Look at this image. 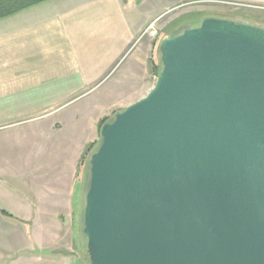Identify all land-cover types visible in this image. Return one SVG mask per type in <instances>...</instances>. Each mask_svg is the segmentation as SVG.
I'll use <instances>...</instances> for the list:
<instances>
[{"label": "water", "instance_id": "1", "mask_svg": "<svg viewBox=\"0 0 264 264\" xmlns=\"http://www.w3.org/2000/svg\"><path fill=\"white\" fill-rule=\"evenodd\" d=\"M159 52L87 161L89 264H264V27L207 17Z\"/></svg>", "mask_w": 264, "mask_h": 264}, {"label": "crops", "instance_id": "2", "mask_svg": "<svg viewBox=\"0 0 264 264\" xmlns=\"http://www.w3.org/2000/svg\"><path fill=\"white\" fill-rule=\"evenodd\" d=\"M150 7L49 0L0 19V211L12 216L0 212V224L21 222L36 238L21 258L53 261L36 234L67 226L81 181L84 200L79 164L100 124L147 93L142 35L159 13Z\"/></svg>", "mask_w": 264, "mask_h": 264}, {"label": "rangeland", "instance_id": "3", "mask_svg": "<svg viewBox=\"0 0 264 264\" xmlns=\"http://www.w3.org/2000/svg\"><path fill=\"white\" fill-rule=\"evenodd\" d=\"M145 1H152V8H148V11L151 10L154 13L158 10L159 12L142 35L146 43L151 46V52L150 49L148 51L151 53L149 54V62L156 68L152 70L151 85L147 88L145 96L154 88L158 79L157 67L161 65L159 47L164 37L181 31L187 24L197 23L207 17L230 19L255 25H258V23L264 24V4L253 0ZM154 8H156V11ZM146 9L144 11L147 14ZM118 111L119 109L105 119H111ZM99 139L100 126L99 134L94 142L87 147L85 153L90 154L96 148ZM85 163H82L81 160L78 171L80 178L83 180L86 175L84 171ZM80 183L82 185L81 189H83V182ZM81 189L67 226L61 228L60 224L57 223L53 233L36 234L44 242L41 249H45L43 250L47 253L45 257L54 258L52 262H35L25 259V257L21 258L20 256L24 253L25 248L32 249L35 247L36 238L32 234V236L29 235L28 230L30 229L26 225L8 218L7 224H0V264H85L83 258L87 254V240L83 234V206L82 199L79 196L82 192ZM37 252L41 251L37 250Z\"/></svg>", "mask_w": 264, "mask_h": 264}, {"label": "trees", "instance_id": "4", "mask_svg": "<svg viewBox=\"0 0 264 264\" xmlns=\"http://www.w3.org/2000/svg\"><path fill=\"white\" fill-rule=\"evenodd\" d=\"M46 1H49V0H0V19H3V18H6V17H9V16H12V15L18 13V12H21L23 10L29 9V8L35 6V5L44 3ZM201 21H199L197 23L187 24L184 27H186V26H197ZM179 32H181V31H179ZM179 32H175L172 35L178 34ZM157 68H158V77H159L160 71H161V65H159ZM155 69H156L155 66L152 65V70H155ZM109 120L108 119H105L104 121H102V123L100 124V131H101L102 126L106 122H108ZM90 154L85 153V155L82 158V163H85L86 162L85 163V170H84L85 173H86V167H87V160L89 159ZM83 204H84V200L82 198V206H83ZM0 212L3 215H6L8 217H12L9 213H7L5 211H0ZM83 259H84V263L85 264H89V259H88L87 254H85V256H84Z\"/></svg>", "mask_w": 264, "mask_h": 264}]
</instances>
